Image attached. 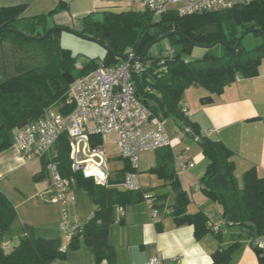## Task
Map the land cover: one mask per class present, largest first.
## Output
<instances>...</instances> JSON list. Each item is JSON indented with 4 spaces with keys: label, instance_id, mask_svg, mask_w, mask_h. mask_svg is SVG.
I'll use <instances>...</instances> for the list:
<instances>
[{
    "label": "trees",
    "instance_id": "16d2710c",
    "mask_svg": "<svg viewBox=\"0 0 264 264\" xmlns=\"http://www.w3.org/2000/svg\"><path fill=\"white\" fill-rule=\"evenodd\" d=\"M22 7H0V30L15 28L14 23L18 19L24 20L20 30L30 37L41 36L49 30L46 14L19 18ZM64 7V2L59 0L48 15L60 12ZM80 22L78 31L101 40L118 53H124L130 44L135 54L140 55L147 43L173 30L183 33L186 38L171 35L166 39L173 46L186 43L187 52L194 46L192 42L209 44L222 40L226 43L219 53L207 50L200 58L192 60L184 59L178 53L172 56H152L148 51L143 60H151L150 68L135 74L133 79L139 97L155 115L163 119H178L199 137L197 143L208 159L200 183L205 195L219 206L224 222L238 226L240 230H247L251 240L264 235V176H259L252 167L244 172L243 185L238 187L233 176L231 150L219 140L200 135L196 124L188 120L178 104L183 91L190 86L203 88L206 94L200 101L207 103L221 94L224 87L235 81L237 76L248 78L257 74L258 65L264 57V0H242L225 10L187 15H178L174 11L153 16L147 10H103L80 17ZM248 28L262 30L254 32L263 36L262 42L251 49H245L242 43L232 49L239 35ZM129 30L134 36L137 31L130 42L122 39ZM55 32L58 31H50L40 40L44 41ZM11 39L20 45L36 41L12 32L0 31V41ZM57 49L58 58L55 62L51 61L50 65L40 69L29 68L22 59L13 67L12 74L3 73L5 77L0 80V152L11 146L15 127L41 117L48 109L56 108L62 114L69 113L73 109V104L65 102L69 84L76 76L86 74L98 66L96 63H88L77 70L76 55L59 46ZM161 60L164 61L163 65L157 64ZM100 61L115 64L121 59L105 51ZM147 87L149 90H146ZM100 143V136H92L91 145ZM155 152L156 165L148 171L168 181L174 192V202L169 207H163L165 195L151 194L152 207L156 209L159 220L163 211L170 213L176 225H192L193 235L197 240L207 232H213L203 212H187L189 197L172 169L168 148L162 147ZM51 155L60 175L73 178L74 190L85 191L95 205L92 215L68 240L67 248L76 249L82 241L93 253L92 264H100L102 261L116 264L115 250L107 240L114 209L144 201V193L149 190H128L121 186L124 175L131 170L127 161L122 169L115 171L114 178L110 172L107 185H99L92 178L72 172L69 168L66 135L57 140ZM45 162L44 158L40 160L41 168L33 175L34 179L46 178ZM16 219L14 205L0 190V264H51L55 260L65 259L66 249H61L59 237L34 235L33 227L26 223L21 224L18 238L14 242L8 241L7 232ZM215 235L220 237L221 233ZM3 243H7L8 247L3 248ZM238 245L235 241L225 248L216 249L211 254L212 264H231V255ZM252 247L257 254V264H264V254H260L253 245Z\"/></svg>",
    "mask_w": 264,
    "mask_h": 264
},
{
    "label": "crops",
    "instance_id": "0c3cea01",
    "mask_svg": "<svg viewBox=\"0 0 264 264\" xmlns=\"http://www.w3.org/2000/svg\"><path fill=\"white\" fill-rule=\"evenodd\" d=\"M58 1L0 0V7L21 5L23 7L19 18L46 14L47 22L55 15H65V22L55 23V25L63 26H66L68 20L71 21L72 18L82 17L91 12L129 10L128 0H62L65 4L63 10L48 15L57 6ZM205 94L206 91L203 88L196 86H190L183 91L178 104L188 111V120L196 124L200 135L219 140L231 150V160L234 163L233 176L238 187L243 185L244 172L252 167L259 176H264V57L258 65L255 76L248 78L237 76L235 81L225 86L221 94L214 97L211 102L200 101ZM167 119L171 120L168 126ZM167 119H165V128L173 139L172 145L167 148L172 159V169L179 179L181 188L189 197L187 212L201 211L207 218L208 226L225 225V231L220 237H216L215 233L209 231L197 240L193 235L192 225H176L168 212L163 211L160 220L157 223L153 222L150 209L144 201L122 206L121 216L115 207L113 221L108 228L107 240L115 250L116 264H144L156 255L161 256L162 264H183L185 255L189 253L192 257H198L204 253L211 259V254L216 249L225 248L235 241L239 245L231 255V264H257V254L251 245L249 232L240 230L238 226L226 224L221 217L219 206L207 197L202 189L200 178L205 172L208 159L202 153L197 140L185 132L189 126L178 119L170 117ZM209 130H211L210 134H208ZM177 133L180 137H176ZM13 151L16 154L10 155L8 149L0 152V180L14 176L17 166L25 163L15 148ZM179 155L186 162H192V166L180 169L177 163ZM155 165V150L140 153L139 182L142 189L149 190L150 194L165 195L162 201L163 207H169L174 202V192L168 181L148 171ZM143 170L148 173L149 178L142 177L143 175L139 172ZM40 184L33 195L46 202L44 199L48 196L45 195L48 184L45 179ZM72 193L74 200L69 202V219L82 224L92 215L95 205L86 195L82 197L81 190L73 189ZM22 210L23 212L19 211L17 219L8 230L6 239L14 238L16 233L19 235L22 223L37 226L38 223H42L43 214L45 218V210L39 206L31 210ZM42 227L49 233L44 237L51 238L61 235L54 234L55 232L50 233L53 232V228ZM59 238L62 246H65L66 257L63 260H55L52 264L93 263V253L82 241L76 249L71 250L67 248L68 240L62 236ZM145 239H152L153 242L146 245ZM168 252L175 254L166 255ZM100 264L107 263L102 261Z\"/></svg>",
    "mask_w": 264,
    "mask_h": 264
},
{
    "label": "built area",
    "instance_id": "2783aa9c",
    "mask_svg": "<svg viewBox=\"0 0 264 264\" xmlns=\"http://www.w3.org/2000/svg\"><path fill=\"white\" fill-rule=\"evenodd\" d=\"M132 1L153 16H159L168 11L187 15L225 10L242 0ZM124 54L128 59L138 56L132 49L126 50ZM150 62L151 60L143 59L133 63L128 60L115 64L101 62L94 70L69 84L65 100L67 104H73L69 113L62 114L56 108L48 109L41 117L13 130L11 146L19 153L23 162L42 158L46 160L45 181L48 189L45 195L48 196L44 200L57 204L60 216L58 228L66 240L81 229V224L69 219V202L74 200V179L60 175L57 163L51 155L62 135H66L69 145L70 170L92 178L99 185H107L110 176L109 157L103 146V137L107 134L114 135L112 144L131 168L121 182V186L128 190L142 189L138 178L140 153L172 145L173 139L166 131L165 119L155 115L136 91L133 78L135 74L149 69ZM163 62L161 60L157 64L163 65ZM182 112L185 116L189 115L185 108H182ZM185 132L198 140L199 137L189 127ZM210 133L211 130L208 131ZM92 136H100L101 143L91 145ZM176 137H180L178 133ZM177 163L180 169L192 166V162H186L181 155L177 157ZM144 203L150 209L153 222L159 221L149 192L144 193ZM116 211L119 215L123 213L122 207H117ZM211 230L214 233H223L225 225H212ZM251 243L260 254H264V235L252 239ZM7 247V243H3V248ZM61 249L65 250V246H61ZM144 264H162L161 256H153Z\"/></svg>",
    "mask_w": 264,
    "mask_h": 264
},
{
    "label": "rangeland",
    "instance_id": "374dc122",
    "mask_svg": "<svg viewBox=\"0 0 264 264\" xmlns=\"http://www.w3.org/2000/svg\"><path fill=\"white\" fill-rule=\"evenodd\" d=\"M129 5V9L135 11H144L145 9L136 4L134 1L127 2ZM65 16V15H64ZM63 15H55L53 18H49L47 22V28L50 29L55 26V23L60 24V22H65L66 17ZM100 16V15H99ZM98 16V17H99ZM80 17L72 18L71 21L68 20L66 22V27L71 28L73 30H79L81 26ZM61 22V23H62ZM15 28L20 30L24 25L23 19H18L15 23ZM135 31V36H136ZM133 32L129 30L128 34L122 36V39L128 42L131 41L132 38L135 37ZM263 40V36L256 33H248L242 39L241 43L245 49H251L255 45L261 43ZM57 46L67 49L71 54L76 55V69L80 70L82 67L87 65L88 63H96L99 65L101 63V58L105 54V49L100 46L98 43L93 42L91 40L84 39L75 34L66 32V31H58L55 32L51 37H48L44 41L36 40L30 41L26 45H20L14 43L11 40H2L0 41V70L5 74H12L13 67L18 64L20 60H24L26 66L29 68H43L47 64L50 65L51 61L55 62L58 58V49ZM187 44L181 43L179 45H171L167 39H163L159 42L153 44L149 49V54L152 56L159 55H169L172 56L176 53L180 54V56L184 59H197L200 58L207 50H210L212 53H219L222 50V45L215 44L211 48H203L198 46H193L189 52H187ZM132 49L129 44L126 50ZM125 50V51H126ZM93 58V59H92ZM92 71V70H91ZM91 71H88L91 72ZM0 74V80L5 77L4 74ZM86 73V74H88ZM85 74L76 76L71 82L75 81L76 78L82 77ZM47 111V110H46ZM167 126L171 123L170 119L166 120ZM114 135L107 134L103 137V146L106 150L107 155L110 159L109 169L111 172V177H115V171L118 169H122L125 165V160L119 156L114 145L112 144V139ZM14 148L10 146L8 148V153L10 155L16 154ZM41 168L40 160H34L28 163H20L17 166V170L10 177H5L0 180V189L7 196V198L14 205L17 214L19 215V211L23 212L22 209L31 210L33 207H41L45 210V218L43 214L42 223H38L37 226H33L34 235L46 236L49 235L44 229L45 226L53 230V232L57 235L61 234L58 230V222H59V213L58 206L56 204L48 203L47 201H41L38 197L34 196V191L40 187V183L44 181L40 179H34L33 175L38 172ZM142 174L143 178H149L148 173L143 171L139 172ZM82 197L87 196L85 191L81 190ZM94 205V204H93ZM78 207V206H77ZM91 207H93L91 205ZM31 208V209H30ZM19 209V210H18ZM84 212H82L83 214ZM81 214V213H80ZM21 232V231H20ZM16 237V238H15ZM14 238L8 237V241L14 242L18 238V234ZM61 237V235L59 236Z\"/></svg>",
    "mask_w": 264,
    "mask_h": 264
},
{
    "label": "water",
    "instance_id": "95a60500",
    "mask_svg": "<svg viewBox=\"0 0 264 264\" xmlns=\"http://www.w3.org/2000/svg\"><path fill=\"white\" fill-rule=\"evenodd\" d=\"M0 31L1 32H12L14 34H17V35H20V36H23V37H26V38H32V39H35V40L43 39L47 35V33H49L50 31H66V32L75 34V35H77L79 37H82L84 39H87V40H91L93 42H96L100 46H102L105 49V51L111 52V53L115 54V56L118 57L121 60H128L130 63H133L134 61H139V60L143 59V57L149 51L150 47L153 44H155L156 42H159V41H161L163 39H166L167 37H169L171 35H175V36H180L182 38H186L183 35V33L179 32V31L173 30V31H170V32H166V33L160 35L159 37L153 39L149 43H147L146 46L144 47L142 53L140 55H138L135 58L128 59L127 55H125L124 53H118V52L113 51V49H111L109 46H107L106 44H104L101 40H99L97 38H94V37H91V36H88V35H85V34L81 33L80 31L73 30V29L68 28L66 26H63V25H55L52 28H50L49 30H47V32H45L44 34H42L41 36H38V37L37 36H31L30 37L27 34H25V32H23L22 30H17L16 28H13V27L3 28ZM254 32H262V30H260L258 28H248V29H246L244 32H242L239 35L236 43L232 46V49H236L239 46V44L241 43L242 39L245 37L246 34H248V33H254ZM216 43L217 44H221L222 46H226V43L224 41H222V40H218L216 42H212V43H209V44H199V43H196V42H192V44L194 46L203 47V48H211Z\"/></svg>",
    "mask_w": 264,
    "mask_h": 264
},
{
    "label": "clouds",
    "instance_id": "9594fccd",
    "mask_svg": "<svg viewBox=\"0 0 264 264\" xmlns=\"http://www.w3.org/2000/svg\"><path fill=\"white\" fill-rule=\"evenodd\" d=\"M152 239H145L144 243L150 244L152 243ZM179 250V249H178ZM175 253L168 252L166 255H174ZM183 264H212L211 259L207 256V254L202 253L201 256L192 257L191 254H186L185 259L183 260Z\"/></svg>",
    "mask_w": 264,
    "mask_h": 264
}]
</instances>
